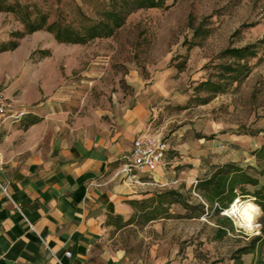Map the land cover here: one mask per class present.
I'll list each match as a JSON object with an SVG mask.
<instances>
[{
	"label": "rangeland",
	"instance_id": "rangeland-1",
	"mask_svg": "<svg viewBox=\"0 0 264 264\" xmlns=\"http://www.w3.org/2000/svg\"><path fill=\"white\" fill-rule=\"evenodd\" d=\"M96 2L0 0L2 8H17L0 9V42L23 29L21 9L40 8L49 20L62 16L74 22L77 5L95 16ZM167 2L131 12L112 35L85 43L58 42L45 29L25 34L15 48L0 51V88L41 115L46 144L83 130L113 128L127 108L143 106L138 134L159 136L167 145V182L155 190L179 188L197 203L201 200L193 180L210 164L232 160L256 165L251 150L264 143V0ZM251 42H257L256 55L247 59L245 77L206 102L195 97L208 93L194 91V85L207 77L217 79L218 64L232 60L222 56L224 48ZM174 177L180 179L169 182ZM241 198L240 203L253 204L247 195ZM171 208L183 211L179 203ZM260 214H230L236 228L221 237L216 230L223 215L210 209L198 217L132 224L115 239L132 245L130 253L142 263L233 264L235 249L259 233ZM250 222L255 224L251 230ZM241 256L252 264V253Z\"/></svg>",
	"mask_w": 264,
	"mask_h": 264
},
{
	"label": "crops",
	"instance_id": "crops-1",
	"mask_svg": "<svg viewBox=\"0 0 264 264\" xmlns=\"http://www.w3.org/2000/svg\"><path fill=\"white\" fill-rule=\"evenodd\" d=\"M16 104L25 112L0 125V264H156L142 263L115 239L128 227L116 222L137 211L134 202L167 182L165 157L154 171L139 172L141 183L116 174L143 124L144 107L127 108L113 128L46 144L41 115ZM30 115L39 120L24 126Z\"/></svg>",
	"mask_w": 264,
	"mask_h": 264
},
{
	"label": "trees",
	"instance_id": "trees-1",
	"mask_svg": "<svg viewBox=\"0 0 264 264\" xmlns=\"http://www.w3.org/2000/svg\"><path fill=\"white\" fill-rule=\"evenodd\" d=\"M168 0H97L94 13L95 16L88 15L79 5H77L76 20L74 22L65 17H56L49 20L47 11L40 8L35 10L21 9L20 20L23 23L22 30L11 31L13 38L0 42V51L13 49L18 45V38L27 33L39 29H45L53 34L58 42L85 43L96 37H107L120 27L126 17L133 11L140 8L164 7L168 5ZM17 9L13 4H7L5 8ZM257 42L247 43L241 46H229L222 50L223 57H230L229 62H221L217 79L207 77L198 81L194 91H204L206 96H195L206 102L211 95L227 90L228 85L240 81L250 71V64L247 59L256 55ZM39 120L37 116H29L24 126ZM257 164L241 165L238 162L229 160L222 163L210 164L203 176L197 179L193 186L203 200L206 202H190L179 188H166L154 190L152 194L139 201H135L136 210L134 214L120 223L116 222V228L126 227L132 224L144 226L152 220L161 218H191L205 215L210 209L215 212L227 208L235 198L242 200L246 195L259 207L261 214L259 233L251 236L249 240L237 247L231 255L233 264H245L242 258L243 253H252V264H264V143L251 150ZM251 187V188H250ZM255 202V203H254ZM179 203L183 211H174L172 204ZM219 217L217 223L216 236L221 237L228 231L234 230L231 217L226 214ZM238 224L242 222L238 220ZM251 229L255 224L251 223ZM128 252L133 248L126 243Z\"/></svg>",
	"mask_w": 264,
	"mask_h": 264
},
{
	"label": "built area",
	"instance_id": "built-area-1",
	"mask_svg": "<svg viewBox=\"0 0 264 264\" xmlns=\"http://www.w3.org/2000/svg\"><path fill=\"white\" fill-rule=\"evenodd\" d=\"M24 112V108L17 106L15 100L5 91V89L0 88V125L6 118H16ZM166 150V142L159 136L151 134H138L133 138L130 151L124 156V160L118 166L116 174L126 178L130 182L141 183L143 181L140 179L139 172L154 171L165 157ZM2 163L3 160L0 154V167ZM196 182L197 179H194L193 186ZM151 183L157 184L153 181ZM193 191L200 198V200L207 205L201 195L195 190ZM236 199L237 198H235L232 203H235ZM231 204L227 208H229ZM227 208L223 209L221 213L230 216L227 212ZM65 253L69 255L70 251L66 250Z\"/></svg>",
	"mask_w": 264,
	"mask_h": 264
},
{
	"label": "bare ground",
	"instance_id": "bare-ground-1",
	"mask_svg": "<svg viewBox=\"0 0 264 264\" xmlns=\"http://www.w3.org/2000/svg\"><path fill=\"white\" fill-rule=\"evenodd\" d=\"M243 210V212L246 215H249L251 217H255L258 215V213L260 212L259 207H257L256 205L252 204V203H240L239 198L236 199V202L233 203L229 208H227V212L230 214H234L236 217V214Z\"/></svg>",
	"mask_w": 264,
	"mask_h": 264
},
{
	"label": "water",
	"instance_id": "water-1",
	"mask_svg": "<svg viewBox=\"0 0 264 264\" xmlns=\"http://www.w3.org/2000/svg\"><path fill=\"white\" fill-rule=\"evenodd\" d=\"M232 204H233V203H232ZM232 204H231V205H232Z\"/></svg>",
	"mask_w": 264,
	"mask_h": 264
}]
</instances>
